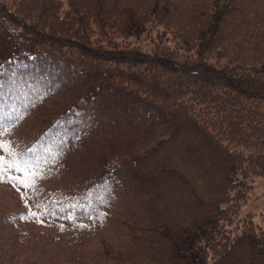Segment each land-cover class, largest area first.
<instances>
[{
  "label": "trees",
  "instance_id": "1",
  "mask_svg": "<svg viewBox=\"0 0 264 264\" xmlns=\"http://www.w3.org/2000/svg\"><path fill=\"white\" fill-rule=\"evenodd\" d=\"M67 1L0 0V264H264V0Z\"/></svg>",
  "mask_w": 264,
  "mask_h": 264
},
{
  "label": "rangeland",
  "instance_id": "2",
  "mask_svg": "<svg viewBox=\"0 0 264 264\" xmlns=\"http://www.w3.org/2000/svg\"><path fill=\"white\" fill-rule=\"evenodd\" d=\"M63 7L64 9L69 7L67 0H64ZM138 40L140 43H144L143 37L138 38ZM247 212H251L254 219L264 225V176H258L255 178L248 202L242 207V213Z\"/></svg>",
  "mask_w": 264,
  "mask_h": 264
},
{
  "label": "snow or ice",
  "instance_id": "3",
  "mask_svg": "<svg viewBox=\"0 0 264 264\" xmlns=\"http://www.w3.org/2000/svg\"><path fill=\"white\" fill-rule=\"evenodd\" d=\"M0 147H4V145L0 144ZM21 171H24V169H21ZM40 175L41 173L38 170L33 169L30 171V175L26 179L21 180L20 182L26 184L27 186H33L36 183V177ZM21 218L27 219L28 217Z\"/></svg>",
  "mask_w": 264,
  "mask_h": 264
}]
</instances>
